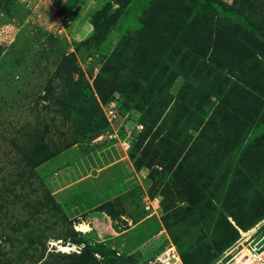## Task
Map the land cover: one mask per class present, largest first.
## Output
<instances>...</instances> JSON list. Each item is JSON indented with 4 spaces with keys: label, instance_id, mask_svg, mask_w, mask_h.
I'll return each instance as SVG.
<instances>
[{
    "label": "rangeland",
    "instance_id": "374dc122",
    "mask_svg": "<svg viewBox=\"0 0 264 264\" xmlns=\"http://www.w3.org/2000/svg\"><path fill=\"white\" fill-rule=\"evenodd\" d=\"M242 232L264 235V0H0V264L41 238L48 264H219Z\"/></svg>",
    "mask_w": 264,
    "mask_h": 264
},
{
    "label": "built area",
    "instance_id": "2783aa9c",
    "mask_svg": "<svg viewBox=\"0 0 264 264\" xmlns=\"http://www.w3.org/2000/svg\"><path fill=\"white\" fill-rule=\"evenodd\" d=\"M151 204H147L148 210H151ZM245 234L225 253L219 264H264V235H257V232L251 236L249 232ZM176 255L175 248L170 247L157 256L155 264H178Z\"/></svg>",
    "mask_w": 264,
    "mask_h": 264
},
{
    "label": "trees",
    "instance_id": "16d2710c",
    "mask_svg": "<svg viewBox=\"0 0 264 264\" xmlns=\"http://www.w3.org/2000/svg\"><path fill=\"white\" fill-rule=\"evenodd\" d=\"M55 209H56V213L57 214H60L61 213V211H60V209L58 208V207H55ZM57 238V237H56ZM59 238V237H58ZM57 238V239H58ZM5 241V240H4ZM4 241H2V242H4ZM36 242V241H35ZM46 242H47V239H44V238H41L40 239V241H38L37 243H34L33 245L34 246H36L37 247V251L39 250L40 251V249H41V251L43 252L42 253V256L40 257V259H39V261L37 262V263H35V264H38V263H41V264H48V263H46L47 262V260H48V258H46L45 257V253H46ZM7 243V242H6ZM36 251V250H35ZM185 260V259H184ZM9 264H15L14 263V260H11L10 262H9Z\"/></svg>",
    "mask_w": 264,
    "mask_h": 264
},
{
    "label": "bare ground",
    "instance_id": "6f19581e",
    "mask_svg": "<svg viewBox=\"0 0 264 264\" xmlns=\"http://www.w3.org/2000/svg\"><path fill=\"white\" fill-rule=\"evenodd\" d=\"M79 228H80V231H81L82 233H87L88 231H90V227L86 224V222H85L84 224H81V225L79 226ZM252 231H254V230H252ZM242 233H243V235L245 234V232H242ZM252 233H253V232H252ZM245 235H246V234H245ZM62 249H63L65 252L71 250L70 247H62ZM73 251H75V250H73ZM176 258H177L178 263H179V264H182L180 257H178V256L176 255Z\"/></svg>",
    "mask_w": 264,
    "mask_h": 264
},
{
    "label": "crops",
    "instance_id": "0c3cea01",
    "mask_svg": "<svg viewBox=\"0 0 264 264\" xmlns=\"http://www.w3.org/2000/svg\"><path fill=\"white\" fill-rule=\"evenodd\" d=\"M85 223V222H84Z\"/></svg>",
    "mask_w": 264,
    "mask_h": 264
}]
</instances>
